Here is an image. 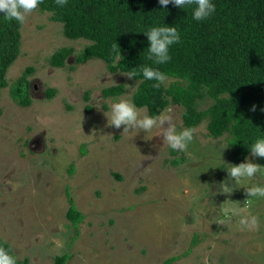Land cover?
<instances>
[{
	"label": "rangeland",
	"instance_id": "1",
	"mask_svg": "<svg viewBox=\"0 0 264 264\" xmlns=\"http://www.w3.org/2000/svg\"><path fill=\"white\" fill-rule=\"evenodd\" d=\"M21 33V53L0 98V238L19 258L55 264L68 253L67 264H264V198L245 203L246 186H264V175L241 185L229 178L226 134L212 137L204 120L188 151L176 152L159 136L144 139L155 130L136 135L108 126L104 113L120 99L133 102L139 81L111 72L99 58L76 64L75 54L91 41L65 36L63 23L39 7ZM62 47L75 52L66 66L54 67L49 59ZM29 66L32 103L23 106L11 86ZM118 84L122 94L103 95ZM97 96L105 100L100 109ZM209 104L208 97L198 102L202 109ZM167 110L177 129L185 128L182 109ZM249 159L262 165L251 154L241 162ZM224 182L231 193L219 191ZM70 197L84 214L78 227L66 217ZM245 216L258 224L241 226Z\"/></svg>",
	"mask_w": 264,
	"mask_h": 264
},
{
	"label": "trees",
	"instance_id": "2",
	"mask_svg": "<svg viewBox=\"0 0 264 264\" xmlns=\"http://www.w3.org/2000/svg\"><path fill=\"white\" fill-rule=\"evenodd\" d=\"M212 2L216 10L204 21L193 19L191 7L169 3L164 8L159 0H68L63 7L56 0H43L39 9L63 23L65 36L91 41L75 54L76 64L99 58L111 72H137L134 79L139 85L133 96L137 107H146L149 115L156 116L178 106L185 128H196L207 120L212 137L226 134L232 161L238 164L251 154L257 139H264V0ZM3 15L0 13V98L2 89L9 85L8 69L21 53L22 38V25ZM157 26H175L181 36L180 42L170 49L171 60L164 65L148 59L150 45L145 32ZM114 44L121 48L122 59L118 63H114ZM74 52L72 47H62L49 62L54 67L66 66ZM143 66L159 68L173 80L167 87L156 89L154 81L143 78ZM33 71L34 67H27L11 86V95L20 105L32 103L28 75ZM124 90V84H118L105 87L102 92L110 97ZM54 93L55 89L50 88L48 97ZM207 97L211 104L199 108V100ZM253 105L255 111L251 110ZM86 109L91 110V106ZM2 112L0 103V117ZM258 160L264 166V158ZM66 217L75 227L84 219L71 197ZM0 246L17 257V264H30L28 258L18 257L8 241L0 238ZM69 259L68 253L58 255L55 264H67Z\"/></svg>",
	"mask_w": 264,
	"mask_h": 264
},
{
	"label": "clouds",
	"instance_id": "3",
	"mask_svg": "<svg viewBox=\"0 0 264 264\" xmlns=\"http://www.w3.org/2000/svg\"><path fill=\"white\" fill-rule=\"evenodd\" d=\"M42 2L43 0H0V13H3L4 18L8 21H16L19 25H24L28 17L38 9ZM67 2L68 0H56V4L61 7L65 6ZM159 3L164 8H167L169 3H173L180 8L188 9L191 7L193 9V19L196 21L207 20L216 10V5L212 0H159ZM145 33L150 45L147 48L148 59L157 65L167 64L171 60V47L181 40L177 28L175 26H157L152 27ZM113 52L115 53L114 63L120 62L122 59L121 48L114 44ZM124 74L129 79L138 75L135 71L124 72ZM142 76L146 80L154 81L153 87L156 89L161 86L167 87L170 82L165 72L151 66L142 67ZM109 79H111L110 76ZM94 101L97 109H100L105 103L104 98L101 96L95 97ZM251 110L255 111V105ZM104 115L107 117L108 126L116 129H121L123 126V133L134 131L137 135L139 132L144 131L148 134L155 130L154 135H146L144 139L151 140L153 137L159 136L162 139L163 147L166 146L176 152H187L197 132L196 128L178 130L171 110L164 111L156 116L148 115L138 109L129 99H120L112 103L110 109ZM251 155L264 158V139H257L253 143ZM226 169L229 178L234 179L236 185H241V181L250 180L257 174L264 175V166L254 163L250 159L239 164H232L231 167ZM219 191L231 193L233 189L230 190L228 184L224 182L221 184ZM246 194L250 198L245 203H250L251 198H264V186H246ZM231 211L233 215H240L238 209H232ZM218 223L223 224L225 222L218 220ZM239 223L245 228L252 229L258 224V220L255 216H245L240 219ZM0 264H17V257L4 246H0Z\"/></svg>",
	"mask_w": 264,
	"mask_h": 264
}]
</instances>
